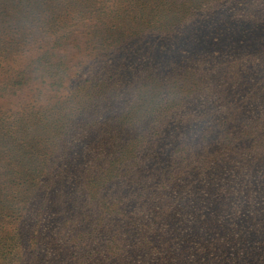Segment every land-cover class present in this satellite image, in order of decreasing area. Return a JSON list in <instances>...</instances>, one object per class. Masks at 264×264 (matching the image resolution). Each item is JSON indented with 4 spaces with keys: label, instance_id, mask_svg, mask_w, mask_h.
<instances>
[{
    "label": "trees",
    "instance_id": "1",
    "mask_svg": "<svg viewBox=\"0 0 264 264\" xmlns=\"http://www.w3.org/2000/svg\"><path fill=\"white\" fill-rule=\"evenodd\" d=\"M172 5L0 0V48L13 59L49 38L24 69L45 57L61 88L84 59L93 72L91 62L153 33L146 16ZM166 11L169 30L178 22ZM96 21L119 42L86 52L81 28ZM104 88L44 89L1 109L0 264H264V89Z\"/></svg>",
    "mask_w": 264,
    "mask_h": 264
},
{
    "label": "rangeland",
    "instance_id": "2",
    "mask_svg": "<svg viewBox=\"0 0 264 264\" xmlns=\"http://www.w3.org/2000/svg\"><path fill=\"white\" fill-rule=\"evenodd\" d=\"M166 1L173 2L172 10L166 9L171 17L176 15L178 23L175 26L168 30L166 24L159 22L163 17L167 19L163 15L167 12L165 8L159 9L161 12L155 11L151 17L149 13L146 17H153L157 21L149 24L153 33L145 32L128 44L125 41L126 44L114 50L109 59L91 62L92 68L95 67L93 72L90 71V62L84 59V66L81 65L77 72L74 68L71 76L63 80L64 86L61 88L55 84L58 78L49 73L50 64L45 57L41 63L34 61L24 69L30 60L50 47L49 38L36 37L37 40L29 44H21V55L13 59L10 48H0V62L4 63L0 67V113H3L1 109L4 111L19 106L21 99L26 100L25 105L34 104V94L41 96L39 93L44 89L46 92L47 89H67L68 93L75 89H105L104 83L109 81L121 84L122 89H264V0ZM176 3L186 4L178 8ZM177 9L182 11L174 13ZM121 12L132 17L124 10ZM97 22H88V27L81 28L85 32L81 30L82 40L79 44L86 47V52L91 49L89 46L104 45L109 48L110 43L117 45L119 42L115 39L118 38L116 31L110 28L104 30V24ZM90 27L93 32L97 29L98 37L87 32ZM74 43L70 42L66 49L76 51ZM155 44L162 45V54L149 53ZM140 56L151 58L140 59ZM52 57L50 63H57V55L53 54ZM134 58H139L138 63ZM152 63L156 68L162 66L167 72L150 74L145 67ZM210 66L223 71V79L213 77ZM253 70L259 72L253 75L250 72ZM257 101V107L261 110L262 104L260 100ZM167 240L179 244L173 237Z\"/></svg>",
    "mask_w": 264,
    "mask_h": 264
}]
</instances>
